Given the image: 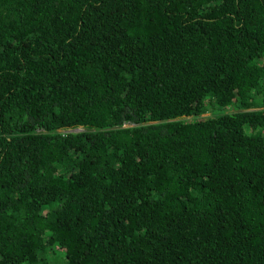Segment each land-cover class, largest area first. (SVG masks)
I'll return each instance as SVG.
<instances>
[{"label": "trees", "instance_id": "trees-1", "mask_svg": "<svg viewBox=\"0 0 264 264\" xmlns=\"http://www.w3.org/2000/svg\"><path fill=\"white\" fill-rule=\"evenodd\" d=\"M0 264H264V0H0Z\"/></svg>", "mask_w": 264, "mask_h": 264}, {"label": "clouds", "instance_id": "clouds-1", "mask_svg": "<svg viewBox=\"0 0 264 264\" xmlns=\"http://www.w3.org/2000/svg\"><path fill=\"white\" fill-rule=\"evenodd\" d=\"M125 124V123H124ZM76 128V127H75ZM75 128H72V129H75ZM69 128L66 126V127H59L57 128L56 130L57 131H61V130H68ZM129 215V214H128ZM135 232H129V233H125L126 235V238H125V241L126 243H129V239L130 237L134 234Z\"/></svg>", "mask_w": 264, "mask_h": 264}, {"label": "rangeland", "instance_id": "rangeland-1", "mask_svg": "<svg viewBox=\"0 0 264 264\" xmlns=\"http://www.w3.org/2000/svg\"><path fill=\"white\" fill-rule=\"evenodd\" d=\"M207 112V111H206ZM75 129H79V128H75Z\"/></svg>", "mask_w": 264, "mask_h": 264}]
</instances>
